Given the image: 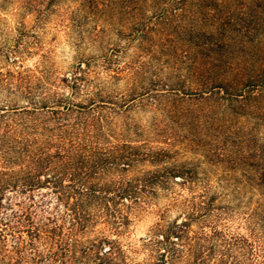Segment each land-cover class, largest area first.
I'll list each match as a JSON object with an SVG mask.
<instances>
[{"label": "trees", "instance_id": "16d2710c", "mask_svg": "<svg viewBox=\"0 0 264 264\" xmlns=\"http://www.w3.org/2000/svg\"><path fill=\"white\" fill-rule=\"evenodd\" d=\"M105 1L83 0L86 14L101 12L113 0ZM139 1L120 0L118 7L131 13L138 50L148 55L153 45L156 62L170 59L164 80L158 78L160 67L148 72L149 66L145 70L132 58L118 66L116 53L114 59L106 56V67L117 63L111 70L125 69L131 79L117 100L100 89L80 103L52 93L47 104L28 88L25 73V104L0 106V255H16L12 264L65 253L68 261L58 264H83L95 242L82 244V234L98 222L109 264H264L262 211L217 202L197 166L173 160L180 150L201 147L195 134L204 130L199 136L214 138L204 146L210 159L233 167L230 148L238 151L236 163L256 157L255 179L264 184V0H168L152 22L151 16H137ZM142 106L160 109L162 120L139 124L129 112ZM150 130L158 138L154 144L143 139L133 146L132 135ZM144 163L153 168H142ZM5 189L22 198L2 202ZM160 191L168 196L160 220L140 238L142 258L128 262L119 238L134 211L155 205ZM174 207L178 215L165 218ZM235 219L243 231L232 228ZM46 244L60 248V255L43 256Z\"/></svg>", "mask_w": 264, "mask_h": 264}, {"label": "rangeland", "instance_id": "374dc122", "mask_svg": "<svg viewBox=\"0 0 264 264\" xmlns=\"http://www.w3.org/2000/svg\"><path fill=\"white\" fill-rule=\"evenodd\" d=\"M118 1L120 0L109 1L101 12L97 10L94 14H86L87 3L83 0H0V106L25 104L28 98L24 97L23 92L27 82L21 79V75L25 73L30 74L29 83L26 84L28 88L38 98H44L47 104H50L52 93L69 96L74 102L80 103L94 96V92L100 89L103 94H110L113 101L117 100L128 89L131 79L128 78L125 69L117 72L111 70L117 63L106 67V56L114 59L116 53L119 59L118 66H122L124 61L128 62L132 58L139 63L143 62L145 70L149 66L148 72L154 70V66L160 67L158 78L164 80L170 74V59L165 62L160 58L156 62L153 45L148 55L138 50V45L141 43L138 36L140 34L130 28L131 13H122L123 7H118ZM139 2L137 13L129 8L125 11L135 12L139 17L151 16L149 22H152L154 19L152 14L168 0H162L160 3H157V0ZM118 8L122 9L120 13L117 12ZM43 16L45 20L39 24L36 20ZM156 39V35L152 36L153 42H156ZM77 62L80 64L77 65ZM129 114L141 125L149 124L153 118L162 120L163 117L160 109H155L153 106L134 108ZM114 118L116 121V116ZM118 118L119 116L117 122L118 120L122 122L123 116ZM231 122L233 123L234 119ZM228 124L230 121H227L223 128L226 132ZM203 133L204 130H201L200 134H195L196 143L201 147L192 145L188 149L180 150L173 160L188 161L197 166L200 175L205 178L207 176L211 183L212 190L216 192L217 202L230 201L238 202L240 206L257 207L264 215V184L257 183L255 179L257 174L255 169L258 168L259 163L257 158L248 160L245 164L236 163L238 151L230 148L227 156L235 160L231 161L233 167L228 166L225 161L214 162L217 158L210 159L204 148L214 144V138L199 136ZM131 139L134 140L133 146L142 144L143 139L152 140V144L155 143L154 140H158L153 137L152 130L142 137L132 135ZM157 144L162 145V143ZM141 167L153 168L148 163H144ZM183 194H186V190ZM165 195L166 192L160 191L153 201L155 205L146 210L137 208L124 235L119 238L120 249L127 256L128 262L131 259L142 258L140 238L148 235L160 220L161 207L168 197ZM9 197L12 201H15L14 197L22 198L13 196L12 192L6 190L1 196V201L7 202ZM53 202L52 199L51 203ZM179 210L178 207L171 208L165 218L175 217ZM7 211H10V208L4 212ZM236 221L237 219L232 223V228L243 231L241 228L237 229ZM100 227L102 228V223L98 222L93 227V231L82 234V244L87 245L90 240L95 242L88 256L82 258L83 264H109L104 259V250L108 244L98 242L101 235L98 233ZM104 232L106 235V231ZM107 236L118 240L112 233H108ZM12 241L11 238L7 239V249H11ZM59 249L53 247L50 250L47 244L46 247L41 248L43 256L54 251L60 255ZM64 258L68 261L66 253L63 257L58 256L55 259L42 257L35 264H58L59 260ZM0 259L3 263L12 264L15 263L16 255L10 254L8 258L4 256V259L0 255Z\"/></svg>", "mask_w": 264, "mask_h": 264}]
</instances>
